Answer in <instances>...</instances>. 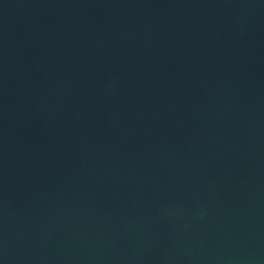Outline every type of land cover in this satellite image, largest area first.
I'll return each mask as SVG.
<instances>
[{"label": "water", "instance_id": "water-1", "mask_svg": "<svg viewBox=\"0 0 264 264\" xmlns=\"http://www.w3.org/2000/svg\"><path fill=\"white\" fill-rule=\"evenodd\" d=\"M0 264H264V0H0Z\"/></svg>", "mask_w": 264, "mask_h": 264}]
</instances>
